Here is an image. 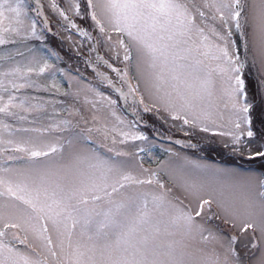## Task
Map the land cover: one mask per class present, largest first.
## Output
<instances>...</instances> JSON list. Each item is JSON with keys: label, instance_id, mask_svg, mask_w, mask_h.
Listing matches in <instances>:
<instances>
[{"label": "snow or ice", "instance_id": "snow-or-ice-1", "mask_svg": "<svg viewBox=\"0 0 264 264\" xmlns=\"http://www.w3.org/2000/svg\"><path fill=\"white\" fill-rule=\"evenodd\" d=\"M257 163L264 0H0V264H264Z\"/></svg>", "mask_w": 264, "mask_h": 264}, {"label": "rangeland", "instance_id": "rangeland-1", "mask_svg": "<svg viewBox=\"0 0 264 264\" xmlns=\"http://www.w3.org/2000/svg\"><path fill=\"white\" fill-rule=\"evenodd\" d=\"M53 24H55V21H53ZM53 30H55V27H53ZM66 35H68V33H61V38L62 37H64V36H66ZM71 35H72V39H73V41H76V42H79L81 39H83L82 37H79L76 33H75V31L73 30L72 32H71ZM62 40H64L65 41V43L70 47V49L72 50L73 48L70 46V43H69V41L68 40H66V39H63L62 38ZM50 45H51V40H50ZM87 48V47H86ZM74 50V49H73ZM81 51H83V53H85L86 55L85 56H87V49L85 50V49H83V50H81ZM67 62V61H66ZM63 64V63H62ZM62 64L60 65L61 67H63L62 66ZM63 68H65L66 70H68V71H70L73 75H77V72H76V70L77 69H79L80 70V72L81 73H83V75L85 76V77H87L88 78V80H91L93 83H95V80H94V74H92V72H91V69H85V66H84V64H80V65H70V64H66ZM58 79H59V77H58ZM61 83L63 84V87H64V89H65V84H66V89L65 90H67V88H68V85H67V83H65L64 81H61ZM101 90L102 91H105L106 93H109V91H106L107 89L106 88H104V87H102L101 88ZM36 95H40V96H43V97H45V99H48V98H56V99H61V98H63V100H65L66 102H67V100H68V98H65V97H63V96H59V95H57L56 97H51L48 93H44V92H41V93H36ZM113 98H115V96L113 97ZM57 107H60L59 105L57 106ZM149 115V117L150 116H152L151 114H148ZM153 117V116H152ZM153 119H155L154 117H153ZM156 121H159L162 125H164V127L167 129V130H169L170 131V133L173 135L172 136V138H173V140H175L176 138H175V136H181L179 139H187L186 137H184L183 136V133L182 132H180V131H178L176 128H171L170 129V126L169 125H166V124H163V122L162 121H160L159 119H155ZM149 121V120H148ZM177 124H179V122H176ZM159 127H160V125H159ZM166 134V133H165ZM168 135H169V133H167ZM156 137V136H155ZM198 137H209V139H207V140H204V139H201L199 142H200V144L202 145V144H204V143H201V142H205L206 143V145L207 144H210V145H208V146H211V145H214L215 147H216V150H218V151H220V150H222V151H224V152H226V153H228L229 152V150L228 149H226V148H224L223 147V145L219 142V138H213V139H210V133H198ZM150 138H152V137H150ZM153 139H155L154 137H153ZM156 139H157V137H156ZM159 140V139H158ZM203 140V141H202ZM156 142H157V144H160V143H164V144H167V143H169L167 140L165 141H162V142H159V141H157L156 140ZM192 142H196V141H192ZM177 149H179L178 147H177ZM220 149V150H219ZM153 152H154V154H156L157 156H159L160 155V153H159V149L157 148V149H153ZM185 152V151H184ZM223 152V153H224ZM186 154H188V155H190V156H193V155H195V156H198V154L196 153V154H194V152H185ZM160 158H163L162 156L160 157ZM205 160H207L209 163H214L211 159L209 160L208 158L206 159V158H204ZM145 162H148V163H151V164H153L154 165V162L152 161V158H149V157H146L145 158ZM217 164H221L220 162H218ZM232 164V161H229V162H227V163H224V164H221V165H225V166H227V165H231ZM243 166H248V165H243ZM253 167L257 170V172H259V171H264V168H262L261 166H257V164H255V165H253ZM231 234H236V233H231Z\"/></svg>", "mask_w": 264, "mask_h": 264}, {"label": "trees", "instance_id": "trees-1", "mask_svg": "<svg viewBox=\"0 0 264 264\" xmlns=\"http://www.w3.org/2000/svg\"><path fill=\"white\" fill-rule=\"evenodd\" d=\"M54 39V38H53ZM54 48L60 52L61 56H63L64 58V63L62 64V66L64 67L66 64H70L71 66L73 65V62L70 60L69 55L67 54V52L65 50H62L59 47V43L57 40L54 39ZM67 61V62H66Z\"/></svg>", "mask_w": 264, "mask_h": 264}]
</instances>
